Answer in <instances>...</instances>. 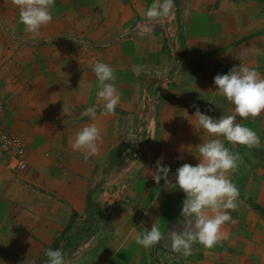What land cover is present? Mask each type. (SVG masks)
<instances>
[{"label":"crops","instance_id":"obj_1","mask_svg":"<svg viewBox=\"0 0 264 264\" xmlns=\"http://www.w3.org/2000/svg\"><path fill=\"white\" fill-rule=\"evenodd\" d=\"M114 1L115 5L111 0H96L106 19L99 28L102 25L109 31L95 38L114 40L118 29L144 16V10L154 2ZM176 1L167 33L142 38L129 45L130 51L122 52L118 44L110 47L115 63L126 68V74L120 73V81L117 78L121 85L114 83L120 97L114 114L97 111L95 118L81 115L84 106L101 108L102 102L98 97L90 99L77 92L68 98L76 109L61 114L52 109L44 119V123L55 125L49 133L47 126L41 125L45 128L44 142L51 150L65 151L71 157L72 168L62 170V185L48 197V246L53 243V231L60 227L59 249L68 264H264L261 249L245 251L243 229L239 233L229 228L233 221H243L244 213L254 212L241 199L231 212L232 221L223 226L227 238L212 248L194 244L191 255L185 257L170 250L167 235L150 249L135 243L136 232L150 228L152 222H158L164 233L179 229L183 192L169 188L163 180L155 183L151 175L161 157L163 165L170 169L169 179L182 164L198 163L196 145L207 141L210 134L199 128L198 118L192 116L197 107L217 118L231 114L232 105L215 91L214 76L227 73L239 63L256 68L264 76V0ZM129 64L139 70H127ZM56 105L59 104H48V111ZM29 117L20 132L23 136L16 132L25 143L26 158L30 150L36 149L34 144L43 141V135L32 129L41 123L40 119L30 113ZM237 119L252 129L253 123L264 124V112L255 118ZM14 123L11 119L6 127L0 121L11 133L10 125ZM89 123L99 128L101 140L97 154L85 161L72 144L76 131ZM26 129L30 130L29 138ZM225 146L241 160L243 145L225 141ZM93 164L97 165L95 169ZM240 164L229 178L245 199L264 207V177L254 183L250 177L246 181L243 177L247 172L240 171ZM119 176L129 181L125 201L108 203L101 190ZM111 190L109 186L108 192ZM1 208L5 209L0 203ZM57 208L60 210L56 216ZM11 210L6 216L14 215V208ZM251 217L253 223L257 221L255 215ZM232 240L237 241L234 246ZM202 256L209 259H201Z\"/></svg>","mask_w":264,"mask_h":264},{"label":"rangeland","instance_id":"obj_2","mask_svg":"<svg viewBox=\"0 0 264 264\" xmlns=\"http://www.w3.org/2000/svg\"><path fill=\"white\" fill-rule=\"evenodd\" d=\"M111 3L115 5L114 0ZM101 9L96 0H55L53 19L41 28L40 35L34 36L18 23L19 7L15 0H0V121L9 125L8 121L14 120L10 131L19 136L16 132L24 131L25 122L31 119L29 113L37 115L41 123L32 129L43 135V141L38 140L34 144L36 149L27 153L25 171L13 174L8 169L11 167L9 159L0 162V203L1 207H5L0 209V264H31L33 261L35 264H46L45 250L60 247V227L53 231V243L48 246V197L62 185V170L72 168L69 163L71 157L68 158L69 154L65 151L51 150L44 142L43 126H47L48 133L55 128L53 123H44V119L52 113V109H58V114L63 113L62 106L76 109L68 98L77 92L90 99L97 98V81L90 61L100 60L111 65L115 76L112 82L118 87L121 84L117 78L120 81V73L126 74V68H120L115 63L110 47L118 44L122 52L126 49L130 51L129 45H135L138 40H147L149 35L164 34L170 29L164 22L163 30L156 25L152 33L142 35L140 25L145 18L140 16L118 29L114 40L108 42L95 38L109 31L102 29V25L99 28L101 23L106 22ZM128 69L139 70L132 64ZM78 88L81 89L77 91ZM48 104L59 105H56L57 108L51 106L48 111ZM87 107L84 106V110ZM252 130L260 137V146L248 149L239 145L242 158L238 163H241L240 171L247 172L243 178L250 177L254 183L264 177V124L253 123ZM28 131L26 129L29 138ZM118 147L123 149L121 145ZM96 167L93 164V169ZM54 198V202H58ZM239 199L250 205L254 212L244 213V220L239 224L232 222L229 228L238 232L243 229L245 251L261 249L263 252L260 255L264 258V207L255 204L252 199H245L242 191ZM253 203L261 210L256 211ZM13 208L14 215L6 216ZM59 210L56 209V216ZM252 215L257 217L254 223ZM236 242L232 240V246ZM201 259L209 258L202 256Z\"/></svg>","mask_w":264,"mask_h":264},{"label":"clouds","instance_id":"obj_3","mask_svg":"<svg viewBox=\"0 0 264 264\" xmlns=\"http://www.w3.org/2000/svg\"><path fill=\"white\" fill-rule=\"evenodd\" d=\"M15 3L19 7L18 23L34 36L40 35L41 28L53 19L52 8L55 0H15ZM173 8L174 0H154L144 10L145 19L140 25V33L150 34L156 25L171 19ZM90 67L97 81L96 96L102 102L101 112L112 115L120 99L112 82L115 79L114 69L100 60L90 61ZM213 84L216 93L232 105L231 114L217 118L196 108L192 116L198 118L199 128L210 134V138L196 145L199 158L195 165L182 164L176 168L173 178L169 179L170 169L163 165V157L157 160L155 171L151 175L152 180L157 184L163 180L169 188L179 189L183 192L184 199L181 202L178 230L172 228L164 233L158 222H152L150 228L136 232L135 243L145 249L152 248L167 235L170 250L187 257L191 255L194 244L212 248L227 238L222 229L227 222L232 221L231 212L238 207L240 193L229 178V174L239 167V156L225 146V141L243 145L248 149L260 146L257 132L237 118H255L264 112V76L256 68L239 63L227 73L215 75ZM70 111L69 107L62 106L63 113ZM81 115L95 118L97 106L87 107ZM100 140L99 128L94 123H89L76 131L72 148L80 151L83 159L87 161L97 154ZM126 165L129 166V163ZM125 180L124 183L129 184ZM128 186L124 192L125 197ZM44 256L46 264H68L61 249L49 247Z\"/></svg>","mask_w":264,"mask_h":264},{"label":"built area","instance_id":"obj_4","mask_svg":"<svg viewBox=\"0 0 264 264\" xmlns=\"http://www.w3.org/2000/svg\"><path fill=\"white\" fill-rule=\"evenodd\" d=\"M171 19L163 21L157 25L159 29H164L165 23L169 29ZM142 23L144 21H141ZM141 23V24H142ZM0 158H6L11 161V167L8 168L13 173H21L27 169V160L26 158V146L24 141L14 133L8 132L0 124ZM137 158V157H136ZM114 180V184L112 181ZM109 186H112L111 192H108ZM127 185L124 183V178L119 176L115 177L110 181L105 189H102V195L106 196V201L108 203L121 202L125 201V190Z\"/></svg>","mask_w":264,"mask_h":264},{"label":"trees","instance_id":"obj_5","mask_svg":"<svg viewBox=\"0 0 264 264\" xmlns=\"http://www.w3.org/2000/svg\"><path fill=\"white\" fill-rule=\"evenodd\" d=\"M253 207H254V209H255L256 211H260V210H261V207L258 206V205H254Z\"/></svg>","mask_w":264,"mask_h":264}]
</instances>
